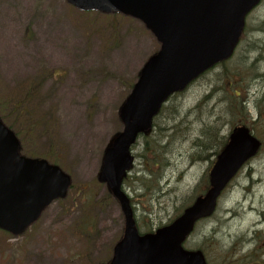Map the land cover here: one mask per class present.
Listing matches in <instances>:
<instances>
[{
	"label": "rangeland",
	"instance_id": "374dc122",
	"mask_svg": "<svg viewBox=\"0 0 264 264\" xmlns=\"http://www.w3.org/2000/svg\"><path fill=\"white\" fill-rule=\"evenodd\" d=\"M242 43L231 61L173 97L151 135L132 148L134 171L123 190L139 205L140 232L168 224L184 202L203 194L215 152L233 124L254 126L264 143V0L248 17ZM159 49L141 21L121 14L83 13L66 0H0V116L20 135L24 156L59 166L73 183L24 235L0 232V264L112 259L124 217L98 176L108 145L123 131L121 107ZM263 143L257 165L264 161ZM196 158L202 167L190 173ZM234 185L241 197L246 185L232 183L216 214L185 244L205 250L212 264H231L229 239L245 230L222 210L234 200ZM262 186L257 198L264 196Z\"/></svg>",
	"mask_w": 264,
	"mask_h": 264
},
{
	"label": "water",
	"instance_id": "95a60500",
	"mask_svg": "<svg viewBox=\"0 0 264 264\" xmlns=\"http://www.w3.org/2000/svg\"><path fill=\"white\" fill-rule=\"evenodd\" d=\"M82 11L122 13L141 20L161 44L141 71L120 111L125 125L107 149L99 181L106 183L125 215L124 238L110 264H206L200 252L183 249L196 221L210 217L216 201L260 143L245 129L235 131L211 174L212 189L184 215L156 234L140 236L123 177L131 147L152 126L161 105L216 64L232 57L247 15L261 0H67ZM20 143L0 121V229L18 236L54 200L65 198L71 178L45 160L20 156Z\"/></svg>",
	"mask_w": 264,
	"mask_h": 264
},
{
	"label": "flooded vegetation",
	"instance_id": "af4514ba",
	"mask_svg": "<svg viewBox=\"0 0 264 264\" xmlns=\"http://www.w3.org/2000/svg\"><path fill=\"white\" fill-rule=\"evenodd\" d=\"M216 153L217 151L215 154ZM214 157L216 158V156ZM199 159L203 160V158ZM195 161H193L194 166L190 168V173L202 167L201 163H197V158ZM246 166L247 167L240 172L224 190L218 200V208L232 183L237 182V185H239V182H242V187L246 185V189H243L244 192L240 193L241 197L239 198H237L236 193L237 187L234 185V200L229 206H226L225 210L222 209L223 213L226 211V213L231 216L228 219L230 222L234 224L241 223V226L236 228L240 230V228L245 227V230L241 234L235 233V235L229 239V260L231 264H264V196L263 194L258 198L255 196L257 186L264 182V173L260 172L261 169H264V165L258 166L256 163H249ZM207 185L208 183H206V186ZM209 188L210 184L203 189L202 196L208 192ZM259 189H262L264 193V186ZM204 221L207 220H203L201 223ZM208 243L209 241H207V244ZM201 250L205 255V250ZM222 250L223 248L221 247L220 251ZM205 257L208 264H212L207 255H205ZM219 259H222L220 255Z\"/></svg>",
	"mask_w": 264,
	"mask_h": 264
},
{
	"label": "bare ground",
	"instance_id": "6f19581e",
	"mask_svg": "<svg viewBox=\"0 0 264 264\" xmlns=\"http://www.w3.org/2000/svg\"><path fill=\"white\" fill-rule=\"evenodd\" d=\"M256 59L258 60V57H256ZM259 66H260V65H259ZM263 66H264V63H263L262 66H260V67H263ZM12 67H14V62H12ZM15 67H16V68H19L20 65L16 64ZM261 75L263 76L264 74H261ZM258 82H262V81L259 80ZM197 169H198V168H197ZM260 172L264 173V169H261Z\"/></svg>",
	"mask_w": 264,
	"mask_h": 264
},
{
	"label": "trees",
	"instance_id": "16d2710c",
	"mask_svg": "<svg viewBox=\"0 0 264 264\" xmlns=\"http://www.w3.org/2000/svg\"><path fill=\"white\" fill-rule=\"evenodd\" d=\"M238 107L240 108V106H238ZM224 143H225V141H224V138H223L221 143H220L219 149L221 148V146H224Z\"/></svg>",
	"mask_w": 264,
	"mask_h": 264
}]
</instances>
